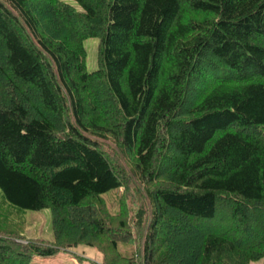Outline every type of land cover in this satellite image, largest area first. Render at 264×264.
I'll return each mask as SVG.
<instances>
[{"label":"trees","instance_id":"trees-1","mask_svg":"<svg viewBox=\"0 0 264 264\" xmlns=\"http://www.w3.org/2000/svg\"><path fill=\"white\" fill-rule=\"evenodd\" d=\"M73 1L0 0L2 199L53 234L0 225V264H264V0Z\"/></svg>","mask_w":264,"mask_h":264},{"label":"rangeland","instance_id":"rangeland-1","mask_svg":"<svg viewBox=\"0 0 264 264\" xmlns=\"http://www.w3.org/2000/svg\"><path fill=\"white\" fill-rule=\"evenodd\" d=\"M77 9H80L78 3L73 0H64ZM84 47L86 51L85 58V68L86 71H94L98 66V47L99 39L98 37H87L84 39ZM121 190H111L104 193L103 198L107 203V207L113 211V213L118 211L117 200L121 193ZM135 193V190H133ZM132 190L126 194V204L127 207H131V202L133 203ZM136 192H138L136 190ZM131 195V196H129ZM139 195L136 194L135 201L138 200ZM2 192L0 190V225L3 226L6 223L10 224V227L18 231L21 237L18 239L19 242L27 243L31 239H40L44 241H51L53 239L52 234V215L49 208H44L40 210H29V209H17L15 210L10 205H7L2 199ZM131 201V202H130ZM135 205V204H134ZM140 247L138 241L129 242L128 245H119V249L122 251L124 249H137ZM102 254L96 249L79 245L77 247L70 248L68 250H61L57 255L53 257H41L32 256L28 264H93V262H100ZM80 258H83L80 261ZM249 264H263V259L253 260Z\"/></svg>","mask_w":264,"mask_h":264}]
</instances>
